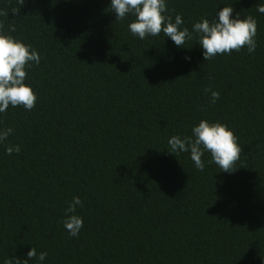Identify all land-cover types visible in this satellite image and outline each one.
<instances>
[{
    "label": "trees",
    "instance_id": "16d2710c",
    "mask_svg": "<svg viewBox=\"0 0 264 264\" xmlns=\"http://www.w3.org/2000/svg\"><path fill=\"white\" fill-rule=\"evenodd\" d=\"M264 0H166L181 27L256 20V50L204 61L198 37L177 48L163 33L139 40L110 0H0V24L31 45L37 99L0 114V264L35 248L44 264H264ZM185 57H190L186 61ZM219 99L210 102V93ZM201 119L227 125L241 147L223 172L205 152H168ZM6 145L21 151L5 154ZM78 236L63 227L73 197ZM28 264H34L29 261Z\"/></svg>",
    "mask_w": 264,
    "mask_h": 264
},
{
    "label": "clouds",
    "instance_id": "9594fccd",
    "mask_svg": "<svg viewBox=\"0 0 264 264\" xmlns=\"http://www.w3.org/2000/svg\"><path fill=\"white\" fill-rule=\"evenodd\" d=\"M111 11L115 21L119 22L126 16L135 19L128 24V30L133 37L144 40L146 37H155L163 33L170 38L177 48H185L187 41L193 39V33L198 37V45L202 49L204 61L211 60L217 55L231 54L232 51H240L246 48L249 54L256 50V20L252 16L240 19L233 17L231 6L219 8L215 18L211 21L201 18L192 24L191 31L187 27H181L182 17L177 14L173 21L171 16H166V0H110ZM256 11L264 14V3L257 5ZM3 14V13H0ZM15 31L9 26L8 32L4 31L0 24V114L5 113L9 107H22L25 111H31L36 102V95L31 85L26 84V69L33 64L40 63V56L31 45L11 36ZM190 57H185L190 61ZM210 93V102L215 103L219 99V92L205 89ZM13 133L11 127H0V145L5 144ZM168 152L175 155L188 153L194 167L203 171L205 162L202 156L208 152L211 156L209 163H214L223 172L231 173L236 168L234 164L240 158L241 147L237 143L234 133L227 125L209 122L201 119L191 128L190 136L173 135L169 137ZM20 145H6L5 154H18ZM82 206L79 197H73L64 209L63 227L70 237L78 236L83 227V219L76 214L78 207ZM46 252L37 254L35 248L26 253V258H14L15 264H44Z\"/></svg>",
    "mask_w": 264,
    "mask_h": 264
}]
</instances>
